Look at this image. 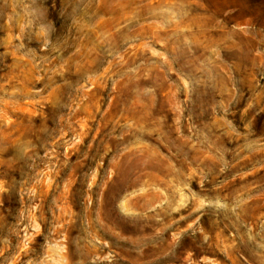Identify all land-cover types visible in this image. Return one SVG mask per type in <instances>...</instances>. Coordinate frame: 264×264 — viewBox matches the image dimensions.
Wrapping results in <instances>:
<instances>
[{"label": "rangeland", "instance_id": "obj_1", "mask_svg": "<svg viewBox=\"0 0 264 264\" xmlns=\"http://www.w3.org/2000/svg\"><path fill=\"white\" fill-rule=\"evenodd\" d=\"M0 264H264V0H0Z\"/></svg>", "mask_w": 264, "mask_h": 264}]
</instances>
